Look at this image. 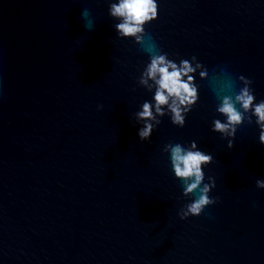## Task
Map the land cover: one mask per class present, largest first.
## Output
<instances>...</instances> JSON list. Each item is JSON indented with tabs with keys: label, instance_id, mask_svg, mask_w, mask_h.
Segmentation results:
<instances>
[{
	"label": "water",
	"instance_id": "water-1",
	"mask_svg": "<svg viewBox=\"0 0 264 264\" xmlns=\"http://www.w3.org/2000/svg\"><path fill=\"white\" fill-rule=\"evenodd\" d=\"M107 8L0 0V264H264L258 126L245 120L231 148L210 127L213 72L250 77L264 98V0H159L147 32L210 76L184 126L164 116L149 140L133 115L150 98L137 82L148 54ZM193 139L213 154L218 200L181 219L189 198L162 148Z\"/></svg>",
	"mask_w": 264,
	"mask_h": 264
},
{
	"label": "clouds",
	"instance_id": "clouds-1",
	"mask_svg": "<svg viewBox=\"0 0 264 264\" xmlns=\"http://www.w3.org/2000/svg\"><path fill=\"white\" fill-rule=\"evenodd\" d=\"M158 4L159 0H108L107 11L114 20L116 35L131 38L148 54L137 82L150 93V98L144 99L133 114L140 140H149L164 116L172 124L183 127L188 112L199 100L197 76L201 80L210 76L207 65L195 54L178 60L172 58L147 32L146 24L158 17ZM212 76L222 80L224 88L216 91L214 111L219 115L212 117L211 129L226 138L227 147L231 148L238 126L245 120L248 123L254 120L259 129L258 141L264 144V98L257 99L252 79L241 73L234 80L225 68ZM236 80L240 82L238 87ZM162 151L168 154L171 173L182 182V195L189 198L178 211L181 219L199 215L218 200L210 195L215 178L211 175L206 178L204 170L214 159L212 152L199 147L195 139L169 140ZM256 185L264 188V178H257Z\"/></svg>",
	"mask_w": 264,
	"mask_h": 264
}]
</instances>
